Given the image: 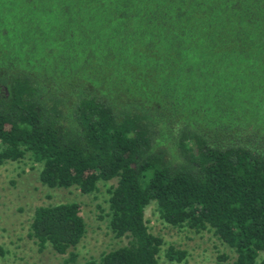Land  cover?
I'll list each match as a JSON object with an SVG mask.
<instances>
[{
  "label": "trees",
  "instance_id": "16d2710c",
  "mask_svg": "<svg viewBox=\"0 0 264 264\" xmlns=\"http://www.w3.org/2000/svg\"><path fill=\"white\" fill-rule=\"evenodd\" d=\"M26 155L50 188L112 181L125 242L89 264H157L151 202L264 264V0H0V164ZM79 212L36 206L27 236L72 261Z\"/></svg>",
  "mask_w": 264,
  "mask_h": 264
},
{
  "label": "rangeland",
  "instance_id": "374dc122",
  "mask_svg": "<svg viewBox=\"0 0 264 264\" xmlns=\"http://www.w3.org/2000/svg\"><path fill=\"white\" fill-rule=\"evenodd\" d=\"M39 164L26 155L19 161L0 164V246L4 250L0 264H89L101 252L124 244L125 238L114 237L107 226V191L112 181H98L96 190L88 194L76 188H50L39 183ZM58 202H76L85 224V232L70 249L75 257L64 261L67 254L59 255L49 246L38 249L27 236L33 208ZM148 230L162 238L157 264H223L217 257L226 254L233 257L232 250L220 242L209 230L194 232L188 228L172 227L161 221L154 203L143 212ZM168 245L183 249L185 257L179 261L167 260L163 252Z\"/></svg>",
  "mask_w": 264,
  "mask_h": 264
}]
</instances>
